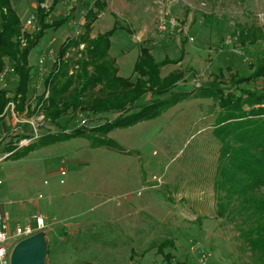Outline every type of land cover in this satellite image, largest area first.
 Wrapping results in <instances>:
<instances>
[{
	"label": "rangeland",
	"instance_id": "1",
	"mask_svg": "<svg viewBox=\"0 0 264 264\" xmlns=\"http://www.w3.org/2000/svg\"><path fill=\"white\" fill-rule=\"evenodd\" d=\"M79 1L60 0V15ZM11 2L23 31L32 32L37 0ZM52 2L44 0L45 7ZM50 16L48 21L58 17ZM82 16L74 19L73 36L82 30ZM30 17L34 27L25 28ZM114 21L119 30L110 40L109 54L121 78L134 82L132 67L140 47L148 48L157 62L183 53L180 62L160 73H181L171 90L181 94L180 102L155 120L109 132L106 137L120 149L94 146L88 132L116 113L69 112L57 125L50 124L36 104L38 98L47 99L46 79L65 39L48 31L28 59L29 112L19 114L12 102L1 112L0 147H11L16 156L28 152L14 159L0 148V215L10 230L33 214L46 217L39 236L44 264H253L240 236L239 208L233 204L230 216H217L221 143L214 129L221 110L215 99L198 94L217 75H224L221 85L226 88L229 74L248 76L250 66L264 59V0H108L92 35L110 30ZM160 22H165L162 31ZM240 27H253L262 39L242 47L236 38ZM14 87L15 76L6 65L0 90L11 95ZM149 100L147 95L138 105ZM61 128L86 130L87 137L45 140ZM164 241V254L158 253Z\"/></svg>",
	"mask_w": 264,
	"mask_h": 264
},
{
	"label": "trees",
	"instance_id": "2",
	"mask_svg": "<svg viewBox=\"0 0 264 264\" xmlns=\"http://www.w3.org/2000/svg\"><path fill=\"white\" fill-rule=\"evenodd\" d=\"M42 4L44 0H38L36 26L28 33L23 31L10 0H0V72L8 65L15 76L11 95L0 90V119L4 118L1 112L9 102L16 104L14 109L19 114L25 110L29 112L26 104L32 70L29 56L47 31H56L67 21V18L48 21L57 0L47 9L41 7ZM105 8L106 0H95L84 15L81 32L61 44L46 79L47 99L42 101L38 98L36 106L41 104L39 110H42L45 121L52 125H57L69 112L92 116L116 113V118L88 132L94 146L120 149L106 137L109 132L155 120L180 102L181 94L171 90L181 79V73H171L166 77H161L160 73L164 67L180 62L183 53L176 60L164 58L157 62L148 48L140 47L132 67L134 82L130 78L119 77L116 61L109 54L110 40L119 30L116 21L110 30L90 37L93 23ZM252 28L240 27L236 38L242 47L255 46L262 39V34ZM81 45L83 48L78 49ZM75 50L70 54L72 58L66 56ZM250 67L252 72L248 76L229 74V86L226 88L221 85L224 75H217L206 87L199 88L198 96L215 99L221 110L214 129V135L221 143L215 191L224 199L217 197V216H230V206L236 204L239 208L236 213L243 226L240 236L253 256V264H264V59ZM226 71L229 72L228 69ZM258 82L263 86L259 88ZM248 84L253 86L243 88ZM147 95L150 96L148 103L138 105ZM86 134L83 129L66 132L61 128L59 134L45 140L50 143L67 141L85 138ZM2 147L14 159L24 157L28 152L26 148L16 156L11 147ZM167 244L168 241H164L158 247V253L164 254L162 248ZM164 258L168 260L169 254Z\"/></svg>",
	"mask_w": 264,
	"mask_h": 264
},
{
	"label": "built area",
	"instance_id": "3",
	"mask_svg": "<svg viewBox=\"0 0 264 264\" xmlns=\"http://www.w3.org/2000/svg\"><path fill=\"white\" fill-rule=\"evenodd\" d=\"M76 1V0H71ZM41 7L45 8L42 4ZM34 27L33 17H30L26 22L25 28ZM165 29V22H160L159 30ZM63 171L61 175L63 176ZM46 217L41 213L31 215L22 224L15 223L14 230H10L9 224L0 215V264H10V253L13 246L20 240L29 238L37 233H40L47 225Z\"/></svg>",
	"mask_w": 264,
	"mask_h": 264
},
{
	"label": "water",
	"instance_id": "4",
	"mask_svg": "<svg viewBox=\"0 0 264 264\" xmlns=\"http://www.w3.org/2000/svg\"><path fill=\"white\" fill-rule=\"evenodd\" d=\"M37 233L17 242L10 253V264H44L45 246Z\"/></svg>",
	"mask_w": 264,
	"mask_h": 264
},
{
	"label": "crops",
	"instance_id": "5",
	"mask_svg": "<svg viewBox=\"0 0 264 264\" xmlns=\"http://www.w3.org/2000/svg\"><path fill=\"white\" fill-rule=\"evenodd\" d=\"M33 1H35V0H33ZM45 1H48V0H45ZM54 1V0H53ZM59 1L60 0H57V2H58V4H57V6H56V8H55V12H53L55 15H58V17L57 18H59V19H61V18H67V21L65 22V24L61 27V28H59L58 30H56V31H52V30H50V31H52V32H55L56 34H57V36H58V38L59 39H61V38H64L65 40L66 39H68V38H71V37H73V33L71 32V28H74V26H75V21H74V19L77 17V15H79V14H82L83 16V18H84V15H85V13L87 12V10L92 6V4H93V2L95 1H93L92 2V4H91V6L89 5V4H87L88 2H87V0H80L78 3H75V4H73L71 7L72 8H68L69 10L67 11V12H63L62 13V15H60L61 14V10H63V7L61 6L62 4H60L59 3ZM10 2H11V0H10ZM37 2H38V0H37ZM107 2H108V0H106V7H107ZM109 2L110 3H112L113 2V0H109ZM11 4H12V2H11ZM13 6V5H12ZM36 6L37 5H35V8H36ZM75 6V8H73ZM46 9H47V7H45ZM13 9H15V7L13 6ZM85 9V10H84ZM35 11H36V9H35ZM16 12V11H15ZM17 14V13H16ZM101 14H103V13H101ZM60 15V16H59ZM51 17V16H50ZM50 21H51V19H50ZM48 32V31H47ZM46 32V33H47ZM45 33V35H44V39H46V36H47V34ZM75 36V35H74ZM90 37L91 38H94L95 36H93L92 35V33H90ZM43 38H42V40H43ZM40 41V43L41 42H43V41ZM40 43H39V45H38V47H40ZM61 46V45H60Z\"/></svg>",
	"mask_w": 264,
	"mask_h": 264
}]
</instances>
